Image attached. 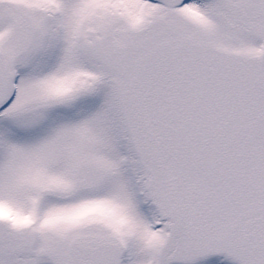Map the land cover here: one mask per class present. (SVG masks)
Wrapping results in <instances>:
<instances>
[{
  "label": "snow or ice",
  "instance_id": "obj_1",
  "mask_svg": "<svg viewBox=\"0 0 264 264\" xmlns=\"http://www.w3.org/2000/svg\"><path fill=\"white\" fill-rule=\"evenodd\" d=\"M0 264H264V0H0Z\"/></svg>",
  "mask_w": 264,
  "mask_h": 264
}]
</instances>
